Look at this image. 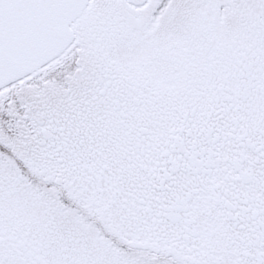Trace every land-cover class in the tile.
<instances>
[{
    "label": "snow or ice",
    "instance_id": "1",
    "mask_svg": "<svg viewBox=\"0 0 264 264\" xmlns=\"http://www.w3.org/2000/svg\"><path fill=\"white\" fill-rule=\"evenodd\" d=\"M0 264H264V0H0Z\"/></svg>",
    "mask_w": 264,
    "mask_h": 264
}]
</instances>
